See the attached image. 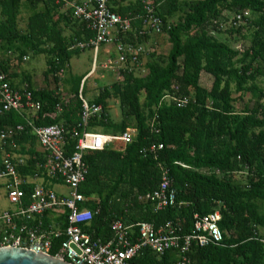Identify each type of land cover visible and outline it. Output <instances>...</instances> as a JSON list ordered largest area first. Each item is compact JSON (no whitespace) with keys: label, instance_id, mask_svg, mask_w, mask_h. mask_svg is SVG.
I'll return each instance as SVG.
<instances>
[{"label":"trees","instance_id":"obj_1","mask_svg":"<svg viewBox=\"0 0 264 264\" xmlns=\"http://www.w3.org/2000/svg\"><path fill=\"white\" fill-rule=\"evenodd\" d=\"M151 1L163 21L162 33L170 49L165 56L150 54L147 72L141 76L129 70L127 62L117 79L100 89L92 101L101 104L103 111L90 120V128L100 127L110 134L127 128L136 132L122 147L84 152L87 173L78 192L90 198L85 206L92 212L85 230L106 240L111 235L110 223L120 219L155 227L171 222L179 234H188L194 227V213L206 215L218 209L223 244H192L185 254L189 263L264 264V86L258 82L264 78V0ZM23 2L31 10L25 29L18 25ZM142 3L108 0L110 9L122 16L142 13ZM63 9L64 3L57 0H0V72L8 74L15 88L20 87L13 81L16 74L9 72L12 51L20 50V59L26 49L46 54L47 73L57 81L72 53L80 51L72 45L93 35L84 21L73 17L70 7ZM175 13L178 19L169 21ZM238 14L240 23L234 25L231 22ZM139 23L136 20L134 25ZM65 29L71 32L66 35ZM148 39L147 35L135 38L130 31L122 40L145 43ZM230 40L239 46H231ZM203 72L213 79L209 89L200 84ZM85 76L75 93L63 100L52 88H34L25 75L22 82L41 103L33 116L35 123L62 122L71 127L79 122L78 94ZM233 92L240 101L250 94L252 103L237 110ZM166 96L190 100L178 107ZM111 97L119 103L118 121L107 110ZM56 104L62 107L59 115L41 118L52 113ZM19 123L25 119L17 111L0 113V129ZM14 140L18 145L29 143V152L35 151L31 131ZM158 144L162 148L151 151ZM21 170H35L33 160ZM163 170L176 190V200L155 210L145 196L157 188ZM133 233L137 234V228ZM59 241H54L52 255ZM179 258L174 249L158 255L143 248L129 264H177Z\"/></svg>","mask_w":264,"mask_h":264},{"label":"built area","instance_id":"obj_2","mask_svg":"<svg viewBox=\"0 0 264 264\" xmlns=\"http://www.w3.org/2000/svg\"><path fill=\"white\" fill-rule=\"evenodd\" d=\"M57 1L70 7L73 17L84 21L86 28L93 32L91 37L76 42L72 47L80 50L92 48L96 54L101 45L115 43L119 59L108 56L103 67L121 61L120 68L129 62V70H133L134 66L140 64V56L145 51L144 43L124 42L122 39L130 31L135 38L163 32V21L151 0H143L142 13L125 16L112 11L108 0ZM136 20L140 21L138 25H134ZM231 23H240V14ZM24 58L27 59L26 56ZM78 97L81 114L75 125L68 127L62 122L37 125L33 116L41 108L40 101L34 99L26 83L19 89L15 88L8 74L0 72V113L14 110L25 119L24 124L0 129V178L5 179L7 198L14 205L12 209L0 211V247L16 246L52 255L50 251L54 241L60 240L52 256L62 258L69 264H129L143 248H149L158 255L174 249L180 254L177 264H190L185 254L192 244H223V232L218 225L221 213L218 209L206 215L194 213V227L188 234H179L171 222L155 227L145 221L128 224L120 219L110 223L111 236L106 240L93 237L85 230L91 223L92 212L85 206L90 198L78 192L87 173L84 152L110 148L113 142L129 143L136 129L127 128L121 134L89 131L92 129L90 120L99 115L103 107L88 102L81 87ZM166 98L173 100L178 107L186 106L190 100L186 96ZM61 111V105L56 104L52 113L43 114L41 118L55 117ZM26 130L35 137L39 150L29 152L31 147L28 143L24 147L16 144L15 136ZM72 141L73 150L70 151ZM157 148H162V144L150 147L151 151ZM30 160H33L35 170L22 173L21 168L27 167ZM57 183L70 187L68 196L51 189ZM145 198L153 203L155 210L174 204L176 190L171 185L167 170H163L157 188L147 193ZM134 228H137L135 236Z\"/></svg>","mask_w":264,"mask_h":264},{"label":"rangeland","instance_id":"obj_3","mask_svg":"<svg viewBox=\"0 0 264 264\" xmlns=\"http://www.w3.org/2000/svg\"><path fill=\"white\" fill-rule=\"evenodd\" d=\"M135 1V0H126V3ZM67 8L66 6H64ZM65 8L63 11H65ZM30 8L23 2L18 16V25L21 29H25L27 25V18L30 14ZM179 13H175L174 16L169 21H176L178 19ZM231 14H228L230 17ZM71 32V29H65L64 33L68 35ZM248 34V33H247ZM221 40H226L225 37L219 33L215 34ZM248 40V38H247ZM231 46L238 47V43H234L231 40L228 41ZM144 53L140 56V64L134 66V73L137 75H144L147 72V62L151 60L150 54L155 53L156 56H165L169 49L170 43L166 39L164 33L159 35H152L149 37L147 42L143 44ZM24 49V46L21 47ZM20 50L15 49L10 53L12 57V65L9 69V72L15 73L16 77L13 79L14 83L20 85L22 79L25 75L30 76L32 85L35 88H52L58 92L61 99L66 100L70 98L76 91L79 86L80 78L86 74L85 78L81 82V90L83 92L84 98L88 102H92L93 99L97 96L100 89L104 86L111 85L117 79L118 71L120 70V62L113 65H108L103 67L105 59L109 56L110 58L119 59L116 45L114 42H109L101 45L99 51L95 54L92 48L81 49L78 53H72L70 60L67 65L63 68V71L57 74V81L54 80L51 73H47L49 65L47 63V55L44 53H36L30 49H26L25 55L22 59L19 58ZM123 66V64L121 65ZM212 77L209 74L202 73L200 77V84L209 89L212 84ZM258 82L261 86H264V78H259ZM23 84V83H22ZM237 94L233 92V97H235L234 106L237 110H240L244 103H252L251 95L245 94L244 99L240 101ZM168 101L169 99L166 98ZM111 118L118 121L121 117L120 107L118 100L114 97L108 99V108H107ZM93 132L101 133H111L109 130H103L100 127L95 129H89ZM124 142H113L112 147L119 148L124 146ZM37 149L40 148L39 145L35 146ZM240 176V174H238ZM57 194H63L68 196L71 189L64 184H54L51 186ZM14 205L9 202L6 195V185L5 179L0 178V211L12 209ZM264 232V230H262Z\"/></svg>","mask_w":264,"mask_h":264},{"label":"water","instance_id":"obj_4","mask_svg":"<svg viewBox=\"0 0 264 264\" xmlns=\"http://www.w3.org/2000/svg\"><path fill=\"white\" fill-rule=\"evenodd\" d=\"M0 264H69L62 258L16 246L0 247Z\"/></svg>","mask_w":264,"mask_h":264},{"label":"crops","instance_id":"obj_5","mask_svg":"<svg viewBox=\"0 0 264 264\" xmlns=\"http://www.w3.org/2000/svg\"><path fill=\"white\" fill-rule=\"evenodd\" d=\"M64 8H65V7H64ZM23 57H24V56H23ZM121 68H122V67H121ZM84 78H85V77H84ZM84 78H83V79H84ZM83 79H82V80H83ZM81 82H82V81H81ZM22 83H26V82H22ZM22 83H20L19 87H21V86H22ZM15 84H16V83H15ZM26 84H27V83H26ZM27 85H28V84H27ZM80 85H81V83H80ZM32 86H33V85H32ZM33 87H34V86H33ZM34 88H35V87H34ZM79 88H80V87H79ZM36 89H39V88H36ZM55 92H57V91H55ZM25 144H27V143H25ZM28 144H29V143H28ZM29 145H30V144H29ZM36 145H38V144H37V143H35V146H36ZM21 146H22V147H24V145H21ZM35 146L33 147V148H34V150H39V149H40V148H39V149H37ZM30 147H31V145H30ZM31 148H32V147H31ZM29 150H31V149H29ZM110 232H111V231H110ZM110 236H111V235H110ZM101 239H102V238H101Z\"/></svg>","mask_w":264,"mask_h":264}]
</instances>
